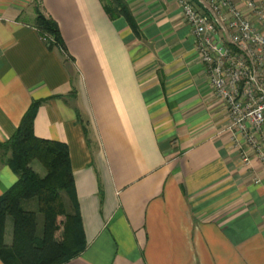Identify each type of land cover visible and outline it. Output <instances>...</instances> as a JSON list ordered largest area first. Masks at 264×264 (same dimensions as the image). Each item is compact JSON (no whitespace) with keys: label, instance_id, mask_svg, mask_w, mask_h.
I'll list each match as a JSON object with an SVG mask.
<instances>
[{"label":"crops","instance_id":"0c3cea01","mask_svg":"<svg viewBox=\"0 0 264 264\" xmlns=\"http://www.w3.org/2000/svg\"><path fill=\"white\" fill-rule=\"evenodd\" d=\"M38 1L64 48L36 0H0V144L40 99L34 133L68 145L83 239L59 264H264V165L230 139L177 0H125L131 21L102 0Z\"/></svg>","mask_w":264,"mask_h":264},{"label":"trees","instance_id":"16d2710c","mask_svg":"<svg viewBox=\"0 0 264 264\" xmlns=\"http://www.w3.org/2000/svg\"><path fill=\"white\" fill-rule=\"evenodd\" d=\"M112 17L131 21L125 0H102ZM35 7V25L48 46L64 48L57 22ZM40 99H33L9 138L7 164L17 179L0 194V258L5 264H59L77 255L82 229L75 195L68 145L37 136L33 119ZM38 161L45 172L33 167ZM39 214L41 219L39 221ZM12 220V240L4 241L5 219Z\"/></svg>","mask_w":264,"mask_h":264},{"label":"built area","instance_id":"2783aa9c","mask_svg":"<svg viewBox=\"0 0 264 264\" xmlns=\"http://www.w3.org/2000/svg\"><path fill=\"white\" fill-rule=\"evenodd\" d=\"M177 0L230 139L264 165V0Z\"/></svg>","mask_w":264,"mask_h":264},{"label":"rangeland","instance_id":"374dc122","mask_svg":"<svg viewBox=\"0 0 264 264\" xmlns=\"http://www.w3.org/2000/svg\"><path fill=\"white\" fill-rule=\"evenodd\" d=\"M36 2H37V4H39V1L38 0H36ZM33 165H36V167L38 166V168L40 169V170H42V169H44V167L38 162V161H33ZM40 219H41V216H40V214H39V221H40Z\"/></svg>","mask_w":264,"mask_h":264},{"label":"water","instance_id":"95a60500","mask_svg":"<svg viewBox=\"0 0 264 264\" xmlns=\"http://www.w3.org/2000/svg\"><path fill=\"white\" fill-rule=\"evenodd\" d=\"M192 1H194L197 5H199L201 7L203 6L200 0H192Z\"/></svg>","mask_w":264,"mask_h":264}]
</instances>
